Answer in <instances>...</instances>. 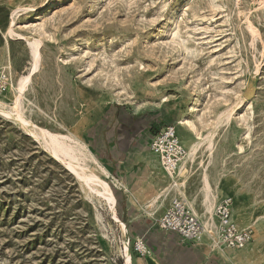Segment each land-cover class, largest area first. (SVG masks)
<instances>
[{"label": "rangeland", "instance_id": "374dc122", "mask_svg": "<svg viewBox=\"0 0 264 264\" xmlns=\"http://www.w3.org/2000/svg\"><path fill=\"white\" fill-rule=\"evenodd\" d=\"M32 41L38 70L20 115L60 158L64 146L95 168L80 151L92 156L115 213L0 112V264H140L131 220L156 224L176 197L204 217V177L254 232L230 263L264 264V0H0L3 110L29 73ZM164 126L195 149L181 193L149 150Z\"/></svg>", "mask_w": 264, "mask_h": 264}, {"label": "built area", "instance_id": "2783aa9c", "mask_svg": "<svg viewBox=\"0 0 264 264\" xmlns=\"http://www.w3.org/2000/svg\"><path fill=\"white\" fill-rule=\"evenodd\" d=\"M11 80L3 67H0V94L9 91ZM149 150L158 157L159 164L170 177L176 175L185 161L187 153L179 140L173 126H164L154 133L149 142ZM213 231L224 248L242 250L253 240L251 228H240L233 216V200L230 196H222L213 208ZM159 230L174 234L181 243L197 245L207 236L202 221L190 210L181 197L172 198L161 218L156 222ZM132 251L139 256L151 254L145 241L136 238Z\"/></svg>", "mask_w": 264, "mask_h": 264}, {"label": "bare ground", "instance_id": "6f19581e", "mask_svg": "<svg viewBox=\"0 0 264 264\" xmlns=\"http://www.w3.org/2000/svg\"><path fill=\"white\" fill-rule=\"evenodd\" d=\"M32 45H33V47H32V62H31L30 69L28 71L29 73H28V75L22 76L18 79V81H17V83L13 89V99H12L13 102H12V107L10 106L11 107L10 111L3 110L1 108L2 104L0 102V112L3 113V115L11 117L12 119H14L15 122L20 123L25 128L26 131H28L30 134L33 135L34 138L40 139L42 141L44 148H46V150L48 151V153H50V155L52 157L64 162L66 164V166H68L71 170L75 171L74 173H76V176L79 178V180L82 182V184L86 187V189L89 192H91V194H93V196H95L97 198V200H99V201L103 200L105 202L106 206L108 208H110V210L113 213H115L114 196L112 194V191L108 187L107 183L102 179V176L104 174H106V172L104 171L103 168H102L103 170H100L101 168H100L99 164L95 160H93L92 156H91V158H89L90 154L88 156L87 153H83V151H80L82 154V158H84L86 160L91 159L93 161L94 165L97 167V169L100 170V172L95 171L96 167L91 168L87 165H84V166L79 165L78 164V160H79L78 156L76 154H74L73 151H72V153H69L67 151V148L64 146H62V147L59 146V149L64 151L66 159L60 158L59 153H58L59 152L58 148H56L54 145L56 143L51 141V139H49V136H47V134H45L42 131H37V129L32 125V128L34 129L33 130L30 127L29 122L24 120L20 115V112H19L20 99L23 96L24 92L26 91V88L28 86V83H29L31 77L38 70V62H39L38 43L35 41H32ZM194 152H195V149L193 147L188 150L186 159H185L184 163L182 164V166H180V168L176 174L177 175L176 179L172 178V177L170 178L171 179L170 185L174 189H176L179 193H181V186L184 183L186 176L189 172L187 165L192 161L193 156H194ZM63 156L64 155H62V157ZM73 163L75 164L74 168L72 165ZM182 180H184V181H182ZM203 189L205 192V194L203 195V201H202L204 213L201 215H204V217L203 216L201 217L196 212L195 208H193V205L190 202H188V206L194 211V214L202 220V223H203V225H204V227L208 233L207 237L210 240V245H212L214 248H219L220 243L218 244L219 241L215 235V232L212 229L213 223L210 224L211 219H212L213 207H214L216 195L211 193V188L209 186V182L206 180L205 177L203 179ZM210 226H211L212 230L210 229ZM122 228H123V230L125 229L124 225H122ZM125 248L127 251V247H125ZM126 255H127V262H128L130 260V258H129L128 254H126ZM225 257H226V260H228L230 262L232 261V257H230V258H228L227 256H225Z\"/></svg>", "mask_w": 264, "mask_h": 264}, {"label": "crops", "instance_id": "0c3cea01", "mask_svg": "<svg viewBox=\"0 0 264 264\" xmlns=\"http://www.w3.org/2000/svg\"><path fill=\"white\" fill-rule=\"evenodd\" d=\"M98 140V149H100V152L105 153L106 159L110 157V159L114 160L112 149L107 148L104 143L103 146L101 145V143H99L103 142V139ZM103 158L104 157H101V159ZM156 158L158 159V157ZM222 196L227 195H221L220 197ZM220 197L217 198V201ZM169 202L163 210L160 218L167 209ZM131 208L133 210L135 207ZM131 221H133L130 223L131 238L136 239L141 237L145 241L147 247L151 252L150 256H147V258L149 259L146 258L145 261L140 264H231L230 261L224 260L222 253L225 254L228 258H230L236 257L237 254H239V251H241L231 250L227 248H224L225 250H222L223 252L220 250L215 251V248L210 245V243V247L207 245L206 241L210 242L207 236H205L202 242L197 245L181 243L176 235L165 233L159 230L156 224L150 222L151 219L146 218L145 216L135 217Z\"/></svg>", "mask_w": 264, "mask_h": 264}]
</instances>
